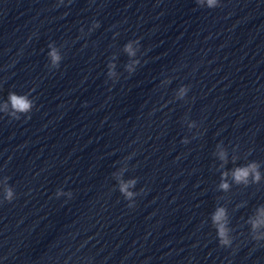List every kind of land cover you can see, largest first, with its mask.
Listing matches in <instances>:
<instances>
[{
  "label": "clouds",
  "instance_id": "1",
  "mask_svg": "<svg viewBox=\"0 0 264 264\" xmlns=\"http://www.w3.org/2000/svg\"><path fill=\"white\" fill-rule=\"evenodd\" d=\"M63 0H60L62 3ZM196 4L200 7H207L209 9H213L219 6L220 0H195ZM99 22L94 21L92 24V28L89 29L91 32L93 29L98 28ZM83 33V29L80 30ZM116 35H119L118 33ZM115 38V37H114ZM48 48L50 51L48 52V57L50 61V67L53 69H58L60 67V63L63 59L60 48H58L55 43H49ZM140 51V41L130 40L128 41L124 47L123 52L129 57L128 63L125 64V70L129 75L135 73L137 67L140 65L141 61L137 58V53ZM116 57L113 56L111 58L112 61H115ZM107 77L113 82L119 79V73L116 71V64L114 62H109L107 65ZM170 80H163L161 84H168ZM190 90V86L182 85L178 88L175 93V99L184 100ZM31 91L25 94H17L16 92H9L7 100L0 103V113H4L12 119L19 120L21 116H25L26 118H30L28 116L31 113L32 109L35 106L34 99L30 98ZM187 126L189 130L196 128L197 124L195 121H187ZM181 143L187 144L189 140L185 137ZM218 151L215 155L218 159L226 164L228 162V152L224 148L222 143H218L216 145ZM134 155V153H133ZM132 157L128 156L125 160H130ZM235 159V158H233ZM261 163L257 161H250L245 165L234 167L230 172L223 171L221 172L220 183L217 188L219 191L227 193L231 190L233 184L235 185H243L245 187L250 184H259L262 180H264V174L261 173ZM127 166L122 167L118 172H114L112 175L117 181V187L120 194L127 200L128 207L134 208L136 205L135 198L140 195L144 189H141L140 192L133 191V189L137 185V178L124 179V173L127 171ZM231 176V183H229L228 177ZM9 177L4 176L0 179V189H2V197L0 200L2 202L11 203L16 198L15 190L8 183ZM55 196L57 198L61 196H65L69 199L72 198L73 193L71 191H64L63 189H57ZM211 223L212 226L216 230V235L218 238L219 245L221 247H230L233 242V237L231 236L232 229L229 227V215L228 209L224 206H217L213 213L211 214ZM247 224L250 225V234L254 241L264 240V205L257 207L255 213L250 216L247 220Z\"/></svg>",
  "mask_w": 264,
  "mask_h": 264
}]
</instances>
